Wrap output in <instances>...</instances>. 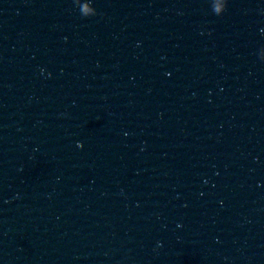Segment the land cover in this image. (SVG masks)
Segmentation results:
<instances>
[{
  "label": "water",
  "instance_id": "obj_1",
  "mask_svg": "<svg viewBox=\"0 0 264 264\" xmlns=\"http://www.w3.org/2000/svg\"><path fill=\"white\" fill-rule=\"evenodd\" d=\"M0 264H264L167 0H0Z\"/></svg>",
  "mask_w": 264,
  "mask_h": 264
}]
</instances>
